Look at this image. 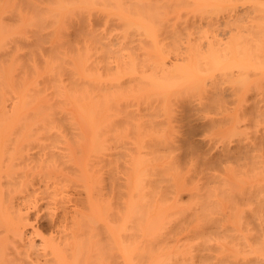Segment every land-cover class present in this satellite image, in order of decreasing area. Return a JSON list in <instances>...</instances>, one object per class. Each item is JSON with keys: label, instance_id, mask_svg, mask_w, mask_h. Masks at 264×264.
Returning <instances> with one entry per match:
<instances>
[{"label": "bare ground", "instance_id": "bare-ground-1", "mask_svg": "<svg viewBox=\"0 0 264 264\" xmlns=\"http://www.w3.org/2000/svg\"><path fill=\"white\" fill-rule=\"evenodd\" d=\"M4 1L0 45L52 4ZM53 3L81 44L54 82L0 61V264H264V0ZM123 83L155 96L122 114Z\"/></svg>", "mask_w": 264, "mask_h": 264}, {"label": "rangeland", "instance_id": "rangeland-1", "mask_svg": "<svg viewBox=\"0 0 264 264\" xmlns=\"http://www.w3.org/2000/svg\"><path fill=\"white\" fill-rule=\"evenodd\" d=\"M3 0H1L0 1V3L2 4L3 2H2ZM8 2H5V3H11V2H13V0H7ZM10 1V2H9ZM35 1H36V3H35ZM42 1V0H41ZM64 1H69V0H64ZM16 2L17 1H15V5H16ZM19 2V1H18ZM30 2L31 3H33V4H35L36 6H37V4H38V0H30ZM39 2H40V0H39ZM43 2V1H42ZM42 2H40L39 4L42 6V7H45V6H47V5H45V2H46V4H47V2H48V4H50L49 2H51L52 4H54L53 2H54V0H46V1H44V3H42ZM14 3V2H13ZM13 3H11V5L13 4ZM31 3H30V5H31ZM42 3V4H41ZM1 4H0V7H1ZM38 4V5H39ZM43 4H44V6H43ZM49 5V6H51V7H49V8H52V6L53 5ZM14 5V4H13ZM39 5V7H41ZM19 6V5H18ZM17 5L16 6H14V9L16 8V7H18ZM12 7V6H11ZM48 7H45V8H47V9H45V8H42V9H45V10H40V11H42V13H40V14H38V16H39V21L38 22H40V20L43 18H45L44 20L42 19V22H40L39 24H35V23H33L32 21L33 20H29V21H27L28 23L24 26V24H19L18 23V21H14V19L16 18V17H14V19H13V21L9 18V20H11L10 22L7 20V18L8 17H10V15L9 14H11V16H16V15H13V13H15L14 12V10H13V8H12V10H9L10 12L11 11H13V13H10L9 11H8V13L6 12V15H5V13H4V16L3 17H6V19L5 20H7L6 22H7V27H5V25H4V23H5V21L3 20L2 22H3V27H5L6 28V31L7 30H9V28L11 29L12 28V30L14 29V28H16V26L15 25H17V24H14V22L15 23H18L19 25H21V26H19V27H21V29H23V30H18L17 28V30L16 31H7L6 33H5V35L7 34V36H5L4 35V38L5 37H8V38H6V39H4L3 40V43H6V41L8 40H10L9 42L7 41V43L5 44V45H2V43H1V48H0V61H2L3 63H4V66L6 67V73L8 74V73H10V75L12 76H10L9 74V76L11 77V78H13V81H17L18 82V80H21V79H23V80H25V78H26V80L27 81H35L37 84H38V87L40 88V89H43L44 88V86L46 85V84H49V83H53L54 82V80L49 76V75H47V76H42L43 75V71H44V69L47 67L46 65L47 64H52V65H55V64H58V65H60V66H63L64 64H66V60L68 59V57L69 56H71V49L72 48H74V46H76V47H80L81 46V44H78L77 45V43L79 42V40L80 39H78L77 37L79 36V34H77V35H75L74 34V28H73V22H75V19H77L78 17V15L77 16H74L75 15V12L77 11V10H75L74 11V14H73V17L71 16V15H69V14H71V13H69L68 11L66 12V10H65V13H66V15H69V16H65V13L63 14V16H61V17H63L62 19V22H63V26H62V28H61V30H59V29H56V25H57V23L55 22V20L53 19V17H54V14L52 15V14H50L51 12H49V10H48ZM18 9V8H17ZM17 9H16V11H17ZM70 8H68V10H69ZM71 10V9H70ZM73 10V9H72ZM47 11V12H46ZM46 12V13H48L49 14V18H48V20H47V17H48V14L47 15H45L44 13ZM71 12V11H70ZM17 13V12H16ZM69 13V14H68ZM7 14H8V16H7ZM42 15H43V17H42ZM53 16L52 18H51V16ZM38 16H36V17H38ZM55 16H57L56 14H55ZM64 16H65V18H64ZM35 17V18H36ZM57 17H59V16H57ZM60 17V18H61ZM13 18V17H12ZM41 18V19H40ZM28 19V18H27ZM34 19V18H33ZM38 18H36V20H37ZM25 20H26V17H25ZM35 20V22H37ZM51 20H53V21H51V22H53V23H51L50 21ZM1 21V20H0ZM45 21V22H44ZM46 21H48V22H46ZM1 22V23H2ZM26 23V22H25ZM50 25H48V24ZM56 25H55V24ZM11 24H12V27H11ZM14 24V25H13ZM52 24V25H51ZM8 25H9V27H8ZM54 25V26H53ZM18 26V25H17ZM53 26V27H52ZM14 27V28H13ZM22 27H24V28H22ZM50 27V28H49ZM8 28V29H7ZM54 30H53V29ZM31 30L33 31V33L31 32ZM37 32H36V31ZM49 30L50 31H55V33L53 34V32H52V34H51V32H49ZM58 30V31H57ZM19 33H22V34H20V36H21V38L23 37V35H24V38H23V40H25L26 38H25V36L26 35H28L27 37L29 38V42H30V39L32 40V38H31V36L33 37V39L35 40V43L34 44H31L32 42H28L29 44H27V39H26V41L24 42L22 39H18V40H22L20 43H22V46L21 45H19L20 43H19V41H16L17 39H15V38H13L14 36L17 38H20L18 35V32ZM35 31V32H34ZM9 32H10V34H9ZM12 32H15V34L14 33H12ZM57 32V33H56ZM36 33V34H35ZM71 34L70 35V37H69V40H67V38H66V35L67 34ZM9 34V35H8ZM11 34H14V36L13 35H11ZM32 34V35H31ZM35 34V35H34ZM10 35H11V39H15V41H13L14 43L16 42H18V45L20 46V48L21 47H24L23 49H19V47H17V44H16V47L18 48L17 50L15 49V44L14 43H12L11 42V39H10ZM30 35V36H29ZM34 40H32V41H34ZM24 43V44H23ZM26 43V44H25ZM41 43H43L42 45H41ZM38 44H40L39 46H37ZM43 46V47H42ZM41 48V51H39V48ZM43 48V49H42ZM144 49H146V48H143V50ZM18 50H20V52H18ZM142 50V51H143ZM141 51V49H139V51L137 52L136 50H133V52H134V54H139V52ZM145 51V50H144ZM2 52H4V54L5 55H3L2 54ZM18 52V53H17ZM41 52V53H40ZM147 52V51H146ZM143 52H140V54L139 55H141ZM145 53V52H144ZM138 55V56H139ZM142 55H145V54H142ZM140 57V56H139ZM143 58H146V57H144V56H142ZM141 57V58H142ZM55 58H57L58 59V61H55L54 59ZM142 58V59H143ZM148 58V60H150V58L149 57H147ZM147 60V59H146ZM147 60V61H148ZM47 63V64H46ZM45 66V67H44ZM44 67V68H43ZM7 68H9V69H7ZM4 69V68H3ZM62 68H60L58 71H57V73H59L60 72V70H61ZM7 70H9L10 72H7ZM100 72H102V75H104L105 73L107 74H110V73H112V71H109V70H104V71H100ZM9 76H8V78H9ZM25 76V78H22V77H24ZM11 78H10V80H11ZM62 79H63V84L64 85H66L67 84V80H66V76H62ZM132 83H123V84H121V86L119 87V89H118V95H119V97H120V104H121V106L123 105V107H122V114H126V111H129V110H131V109H134V108H136L137 106L136 105H134V106H130V107H126V102H128V103H130L131 101L130 100H132L133 98H134V93L131 95L130 93H129V91H130V88H129V86L131 85ZM108 85V84H107ZM106 85V86H107ZM105 86V88H104V85H103V87H101L102 88V92L104 93V94H106V96L107 97H111V93L113 92V90L114 89H112V88H110V87H106ZM143 87V86H142ZM137 92H135V98H134V101H136L138 98H139V96H140V98H139V100H140V102H142V103H140V104H138V106L142 109L146 104H147V102L149 101V100H152L153 98H154V94H152L151 93V95L149 96V95H147V97L149 96V98H147V101H146V95L143 93V92H139V93H137ZM44 94V93H43ZM45 96H46V98L47 99H49L50 100V102H53V100H52V97H51V95L49 94V92L47 91L46 93H45ZM138 96V97H137ZM59 101H60V98H59ZM138 101V100H137ZM139 102V101H138ZM120 106V107H121ZM51 108V110L52 111H57L55 108H53V107H50ZM151 118V117H150ZM141 119V118H140ZM114 120H116V119H114ZM144 120L146 121V119L144 118ZM144 120H142L141 119V122L142 121H144ZM149 120V119H148ZM136 122H137V119L135 120ZM148 124H149V122H148ZM146 125V124H145ZM147 127H148V125H147ZM64 128H65V126H64ZM177 128V127H176ZM185 128V127H184ZM62 129V128H61ZM67 129V128H66ZM66 129H63V130H65V133H68V129L66 130ZM105 129V128H104ZM102 130V129H100V131H106V129H108V128H106L105 130ZM111 129V128H110ZM178 129H180V128H178ZM178 129H176V130H178ZM62 130V131H63ZM182 130H184V129H182L181 128V130L179 131V132H182ZM78 131V130H77ZM79 131H80V133H83V131L81 132V130H80V128H79ZM78 131V132H79ZM109 132V133H108ZM172 132H174L173 130H172ZM171 132V133H172ZM59 133V132H58ZM60 133H61V130H60ZM65 133L64 134H62V135H65ZM183 133V132H182ZM182 133H180V134H182ZM103 134H104V132H103ZM109 136V137H111V135H112V133L110 134V131H107V132H105V134H104V137H106L107 135ZM110 134V135H109ZM123 134V133H122ZM125 134V133H124ZM123 134V135H124ZM173 134V133H172ZM171 134V136H173L174 134L176 135V132H174V134L172 135ZM184 134V133H183ZM101 135V134H100ZM122 135V136H123ZM126 135V134H125ZM177 135H178V133H177ZM14 136V135H13ZM67 138H68V142L69 141H71L72 140V138H71V136H70V134L68 133V135H67ZM123 138V137H122ZM129 138V137H128ZM146 138H150V136L149 137H146ZM123 139H126V138H123ZM44 142H47V140H45ZM108 142V143H107ZM107 142H106V144H109V142H110V144H109V146H110V151H112V146H111V144H112V140L110 141V140H107ZM128 146H130L128 143L127 144H125V147H128ZM108 150V149H107ZM109 150L106 152V153H108V152H110ZM105 153V154H106ZM111 154V153H110ZM109 154V155H110ZM107 158H108V156H106ZM112 157H110V159H111ZM114 158V157H113ZM113 160V159H112ZM111 160V161H112ZM114 161V160H113ZM112 163V162H111ZM114 163V162H113ZM113 163H112V165H113ZM183 173H185V170H184V168L182 167V169H181V174H183ZM104 240H102L101 242H103ZM106 246H108L107 245V243H106V245H105V247ZM104 247V248H105ZM103 248V250H106L108 247H106L105 249ZM109 249H107L106 250V252H104V255H103V253H101L104 257L107 255V257H105L103 260L101 259V258H103V256L101 257V258H98V259H95V255L96 254H94V259L92 260L93 262V264H113V263H117V262H119V260L120 259H118L117 258V262H114L113 260H115V259H113V258H115L113 255H112V253H110L109 251H108ZM107 252H109L110 253V255H109V253H107ZM107 253V254H106ZM99 254V253H98ZM101 254H99V255H101ZM112 255V256H111ZM115 256H116V254H115ZM97 257H100V256H97ZM111 259H110V258ZM105 259H106V261L107 262H105ZM112 260L113 262H110V260ZM99 260V261H98ZM102 261V262H101ZM109 261V262H108ZM121 261V260H120ZM103 262H105V263H103ZM117 264H121V263H117Z\"/></svg>", "mask_w": 264, "mask_h": 264}]
</instances>
